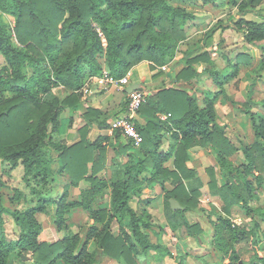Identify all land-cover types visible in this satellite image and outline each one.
<instances>
[{"label":"trees","instance_id":"1","mask_svg":"<svg viewBox=\"0 0 264 264\" xmlns=\"http://www.w3.org/2000/svg\"><path fill=\"white\" fill-rule=\"evenodd\" d=\"M184 1L194 8L218 1L237 6L241 14L237 20H231V26L242 31L248 42L261 43L257 71L258 75L263 73L264 18L258 20L245 15L261 0ZM194 11L172 0H0V51L7 62L0 67V165L16 168L23 164L24 178L37 197L36 204L12 212L20 233L17 238L8 239L4 218L7 210L0 193V264H8L11 254L17 250L32 252L35 264H101L105 256L120 264H138L137 256L142 253L151 256V250L156 257L170 256L175 264H186L188 253L175 254L165 244L151 239L147 232L152 228L150 212L147 208L139 212L131 201L144 184L152 183L156 176L173 175L172 183L177 184L173 190H167L166 183L162 182L163 190H167L164 198L168 224L185 225L191 233H200V224L186 218V212L196 207L200 194L198 186L193 184L197 180L196 172L187 165L188 153L197 137L201 144L214 151L221 174L227 177L226 187L217 188L219 193L213 192L224 201V212L230 213L240 199L244 200L242 205L247 206L248 196L237 189L235 180L244 184L247 194H253L256 187H263L264 117L245 106V110L251 112L255 141L242 147L248 163L236 166L230 157L238 148L226 134L225 127L218 123L215 97L206 95L204 105H200L193 94L176 86H162L152 94L147 86L141 88L148 98L139 112L145 113L149 120L146 124L136 120L143 136L142 142L136 145L139 149L136 156L133 149L129 150L134 141L119 129H115L112 136L89 140L90 125L106 120L100 117L101 111L92 106L82 114L88 123L78 128L77 141L67 144L56 140L63 109H76L84 103L83 87L89 78L102 75L104 69L122 77L144 61H150L153 70L161 68L176 57L179 43L187 38V22L196 18ZM3 13L14 17V33L8 28ZM210 59L211 52L207 50L200 54L185 53L180 58L184 64L182 69L172 77L192 79L198 75V63ZM236 73L237 69L226 78ZM216 80L222 83L219 78ZM56 87L64 88L66 94H58ZM127 103L128 99L126 106ZM162 113L171 115L163 120L159 117ZM164 133H171L177 144L161 152ZM108 143L118 155L128 156V161L123 163V175L109 183L99 176ZM172 154L176 170L167 171L163 164ZM57 160L61 161L60 167L56 165ZM63 172L69 174L72 185L77 186L83 180L91 182L90 188L81 192V198L69 199L66 189L57 199L45 187L55 182L57 173ZM145 172L151 176L143 175ZM211 173L212 185L216 187L214 172ZM246 173L255 176L257 186L245 177ZM108 185L110 208L96 205V198ZM172 198L182 207L172 209ZM51 203L56 204L55 223L59 228L65 225L66 215L74 207H82L96 225L89 228L85 238L76 232L53 242L42 241L39 238L41 223L36 213L46 210V204ZM253 210L264 221V207H248V215ZM116 215H120L118 234H114L112 226ZM127 216L129 222L125 223L123 219ZM252 220L253 226L247 230L233 226L230 217L218 214L212 243L222 253L219 264H246L236 243L250 237L256 250L254 257L264 263V257L259 254L263 236L261 224L253 216ZM91 241L97 244L95 250L90 249Z\"/></svg>","mask_w":264,"mask_h":264},{"label":"rangeland","instance_id":"2","mask_svg":"<svg viewBox=\"0 0 264 264\" xmlns=\"http://www.w3.org/2000/svg\"><path fill=\"white\" fill-rule=\"evenodd\" d=\"M172 1L177 5L186 6L189 10L194 9L196 18L195 20H189L187 22V38L179 43L176 57L163 65L166 66L165 68L162 66L161 68L153 70L151 68V62L144 61L145 65L141 67L140 72L145 77L142 78L141 83L145 84L152 92L156 88H161L162 86L184 88L198 99L200 105H204V101L207 97L206 95L211 97L214 96L216 99L218 123L225 127L226 134H228L229 138L233 140L238 148L237 152L231 155L230 158L236 166L245 165L248 163V160L245 157L242 147L249 146L255 141L251 112H247L245 106H248L264 117V71L261 75H258L257 71L262 54L261 43L258 41L248 42L242 31L231 26V20L233 18L237 20L241 14L237 6L218 1L209 2L205 5L199 4L197 8H194L190 7L189 3L184 0ZM199 2L201 3V1ZM2 15L8 28L13 32L15 26L14 17L6 13ZM245 15L257 18L258 20L263 19L264 0L254 5ZM100 33L103 36V33ZM208 33L211 35H208ZM103 41L106 44L105 38H103ZM214 49H217V51H213ZM206 50L211 52V59L203 60L198 63L197 76L192 79L182 80L174 78L184 65L180 62V58L183 54H200ZM238 52L242 53L240 54ZM6 64L5 56L3 52L0 51V67ZM236 69V75L226 78L228 74ZM25 70L29 72V69L25 68ZM157 70L162 71L158 74H154ZM134 75L133 71V77ZM216 78H219L222 83H219ZM155 81L157 83H154ZM91 87L100 90V92L107 90L102 84L96 81L95 77L87 80L85 91L88 92ZM55 90L62 96L66 94V91L62 87H56ZM147 98L146 96V99ZM71 109L74 111L76 110L75 108ZM142 114L146 115L145 113ZM68 115L67 108L63 109L61 129L56 137L58 142L71 143L79 138L78 132L75 138H73V130H76L81 124H75V118L73 116L69 120ZM79 116L82 117V114ZM163 129L165 130V128ZM170 134H163L162 145L159 147L161 152H165L169 147L173 146V144H177L176 140H174ZM198 138L199 137L195 139L197 140L196 143L190 148L191 151L188 153L187 165L196 172L197 180L194 179L196 181H194L193 184L196 187L198 186L200 194L197 197L198 202L196 207L186 212V218L191 223L200 224V233H191L190 231L192 230H188L185 225L177 226L168 224L165 214L166 202L164 195L166 193L165 191L173 190L177 185L175 182L172 183L173 175L165 178L164 175L161 174V176H156V179L152 183L148 185L145 183L141 191L132 197L131 205L139 212L147 208L151 214L152 228L147 230L151 239L154 242L159 241L156 233L162 225L164 230V233H162V240L165 241L175 254L188 253L186 264H219L221 262L222 253L212 243L214 222L218 220V214L220 213L230 218H239L242 220L240 228H245L247 230L253 226L252 216L255 220H259L261 224L260 231L263 235L260 241L262 245L259 247V254L264 257V221L260 219V214L254 212V210L251 211L250 215L247 213L248 207L252 209L264 207V185L263 187H256L254 191L255 194L253 193L254 195L251 193L247 194L244 184L238 179L235 180L236 185H238L237 189H240L242 194L248 196L249 200L246 202L247 206H243L242 203L244 200L242 201L240 199L239 205L233 206L230 213L224 212V201L220 195L213 192L219 193L217 188L226 187L227 177L221 174V166L215 157L214 151L201 144ZM179 142H182V138H180ZM136 145L137 144H131L134 150L133 156H136L137 150H139ZM174 160L175 155L172 154L171 158L164 162L163 165L167 167V171L176 170ZM126 161H128V156L124 157V155H118L112 145L108 146L104 165L100 170L99 176L106 179L108 183L111 179L121 177L124 171L123 163ZM56 165L60 167L61 161L57 160ZM212 168H214V171ZM211 171L214 172L215 180L218 184L216 187L212 185L213 179ZM0 175L1 200L7 210L4 212L7 237L8 239L17 238L20 229L15 223L12 212L15 210H24L36 204L37 197H34L31 193L30 186L24 178L23 164H19L16 168H11L9 164H1ZM143 175L148 177L151 176L148 172L143 173ZM262 175H264V170ZM245 177L254 186H257L253 174L246 173ZM163 180L166 183L167 190H163L162 188ZM32 182L37 183V180L32 179ZM90 186L91 182L85 180L81 181L77 186L72 185L69 174L66 172L57 173L55 175V182L45 185V187L50 190L51 195L57 199L66 189L69 193V199L81 198V192L84 189L90 188ZM190 187L192 188V186ZM110 194L111 188L108 185L96 198V205L108 208L110 205ZM46 206V210H40L36 213V218L41 223L39 238L42 241L53 242L65 235H73L76 232H79L81 236L85 238L89 228L92 225H96L82 207H74L66 215L67 219L65 225L59 228L55 223L56 204L51 203L46 204ZM123 221L128 223L129 217H125ZM112 226L114 234H118L120 232V215H116ZM250 238L240 240L236 243V246L240 250L241 259L246 264H251L254 261L256 262L254 264H264L254 257V252L256 250ZM96 248L97 244L91 241L90 249L95 250ZM150 252L152 253L151 256L147 255V253H142L137 256L136 261L138 264H175L174 259L170 256L160 258L161 262H158L157 257L153 255L154 251L151 250ZM8 264H35L34 254L29 251L17 250L11 254ZM101 264H118V261L112 257L105 256L102 258Z\"/></svg>","mask_w":264,"mask_h":264},{"label":"crops","instance_id":"3","mask_svg":"<svg viewBox=\"0 0 264 264\" xmlns=\"http://www.w3.org/2000/svg\"><path fill=\"white\" fill-rule=\"evenodd\" d=\"M238 53H240V52H238ZM144 65H145V62L138 64L135 67H133L132 69H130V71H131V75H130L131 76L130 77L131 84L134 82H141L142 78L145 77L140 72L141 67H143ZM133 71L135 74L134 77H133ZM170 80H173V79H170ZM154 83H157V82L155 81ZM86 86H87V83L83 87V92H84L83 97L86 99L84 101V103L80 107L76 108L75 111L72 110L71 108H67V113L69 114L68 115L69 120L73 116L75 118V124H77V125L81 124V126L87 124L88 121L83 117V115H82V117L79 115L86 112L88 106H92L94 108L99 109L101 111L100 117L106 118V120L104 123L96 122V123H93L92 125H90L89 133H88L89 140L90 141H96L97 139H99L100 137H103V136H112V133L115 130L113 128V120L117 116L124 114L126 111V97H127L126 93L122 92L121 90L116 89L114 87H111L110 89L102 91V92H100V90H96V89H93L91 87V89H89V91L86 92L85 91ZM156 89L153 92H155ZM153 92H151V94ZM88 94H89V96H88ZM122 101H123V106H122ZM110 116H113V117H110ZM148 118H149L148 116L139 112L136 120L138 122H140L141 124H146L149 120ZM61 121H62V115H61ZM61 125H62V122H61ZM78 128H76V130L72 129L74 131L73 138H75V136L78 132ZM60 129H61V127H60ZM79 138H80V136H79ZM77 140H75V141H77ZM75 141H73V142H75ZM73 142H71V143H73ZM66 143L71 144L69 142H66ZM105 143H107V141ZM108 146H111L110 143L107 144V148H108ZM132 149H133V147L130 146L129 150L131 151ZM111 157H113V156H111ZM124 157H127V156L124 155ZM218 208H219V206H218ZM221 211H222V209H221ZM153 228H154V226H153ZM162 233H164V230H163V226L161 225L160 229L156 233V236H157V238H159L158 242H161V243L165 244L166 246H168L165 243V241L162 240ZM107 257H109V256H107ZM161 258H163V257H161ZM157 259H158V262H161L160 261L161 259L159 257H157ZM118 264H120L119 261H118Z\"/></svg>","mask_w":264,"mask_h":264},{"label":"built area","instance_id":"4","mask_svg":"<svg viewBox=\"0 0 264 264\" xmlns=\"http://www.w3.org/2000/svg\"><path fill=\"white\" fill-rule=\"evenodd\" d=\"M163 67L165 68L166 66ZM130 75L131 71H128L124 76L117 77L109 74V72L104 69L102 75L96 76L95 79L107 90L111 87H115L125 92L126 88L131 84ZM127 98L128 103L126 111L124 114L117 116L113 120V128L121 130L126 138L133 140L135 144L139 145L143 140V136L136 125V118L139 114L140 107L146 103V94L143 90L137 89L128 93ZM170 115V113H162L159 114V117L166 120ZM231 221L233 226L242 225V220L239 218H232Z\"/></svg>","mask_w":264,"mask_h":264},{"label":"water","instance_id":"5","mask_svg":"<svg viewBox=\"0 0 264 264\" xmlns=\"http://www.w3.org/2000/svg\"><path fill=\"white\" fill-rule=\"evenodd\" d=\"M141 88H145V84H143L141 82H134L126 88L125 92H126V94H128L134 90L141 89ZM171 207H172V209H178V208H181L182 206H181L179 201L172 198L171 199Z\"/></svg>","mask_w":264,"mask_h":264}]
</instances>
